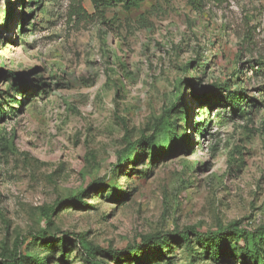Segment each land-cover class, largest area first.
<instances>
[{
	"label": "rangeland",
	"instance_id": "rangeland-1",
	"mask_svg": "<svg viewBox=\"0 0 264 264\" xmlns=\"http://www.w3.org/2000/svg\"><path fill=\"white\" fill-rule=\"evenodd\" d=\"M200 3L0 0V255L264 264V234L211 240L222 261L194 234L264 228V0Z\"/></svg>",
	"mask_w": 264,
	"mask_h": 264
},
{
	"label": "trees",
	"instance_id": "trees-1",
	"mask_svg": "<svg viewBox=\"0 0 264 264\" xmlns=\"http://www.w3.org/2000/svg\"><path fill=\"white\" fill-rule=\"evenodd\" d=\"M143 1L144 0H92L95 11H99V12L101 11L102 8L108 7L114 3L122 2L127 7H131V6H138ZM191 1L194 5H200L201 4L200 2H202V0H191ZM24 87H26V85H24ZM224 92H227V95H225ZM217 95L218 98L221 99L223 102L228 104L230 103L236 111L239 109V107L241 106V102H243V99L246 97L244 95L241 94L239 95L235 92H231L228 88V85H223V89L219 91ZM12 100L13 99H10V102H14ZM3 102H4L3 100H0V119L5 117V113H7V111H5L4 109ZM142 141L145 142V145L147 144L150 145L149 141L145 139H142ZM239 224L240 222L237 221L235 223L230 224L226 228H219L215 231L202 233V234L194 233L198 241H201L204 243L203 245H206V247L201 245L202 248H206V249L204 252L201 251L200 253L210 254V256L214 257L217 261H222L226 256L218 255L217 252L211 246H207V244H209L211 240L223 242L224 240H227L230 236L244 238L246 244L251 243L252 245L250 246L252 247L255 246V249L253 250H255L256 253L258 252V250H261V236L264 234V228L260 227L257 230L248 231L246 229L239 227ZM38 237H42L48 240L44 232H40L38 235L37 234L34 235V238H38ZM76 239L78 244H80V247H82V250L85 251V253L89 256L90 259H96L98 253H102V252L109 253L99 246H94L81 235H77ZM144 240L147 241V243H153L155 249H160L164 244L165 238L163 237L162 234H157L152 237H146L144 238ZM175 240L178 242H180V240L184 241L187 243V248L190 249L193 248V245L190 243V239L188 238V234H182L178 236V238H175ZM128 250L130 251L132 257L137 256L138 247L132 246L129 247ZM112 254H113V259L117 260L119 264H122L120 263L119 260L120 256L115 253ZM251 258L258 260L259 255L256 256L252 255ZM139 259L140 258L137 257V260ZM0 262H1L0 264H40L39 262H37L36 259L32 258L30 255L22 254L20 248L18 247L17 248L15 247L13 250L5 251L1 253Z\"/></svg>",
	"mask_w": 264,
	"mask_h": 264
}]
</instances>
